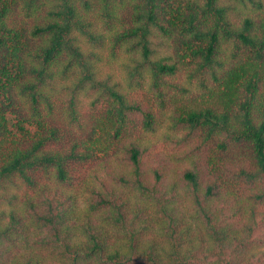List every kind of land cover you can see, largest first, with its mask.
<instances>
[{"label":"trees","instance_id":"trees-1","mask_svg":"<svg viewBox=\"0 0 264 264\" xmlns=\"http://www.w3.org/2000/svg\"><path fill=\"white\" fill-rule=\"evenodd\" d=\"M0 264H264V0H0Z\"/></svg>","mask_w":264,"mask_h":264},{"label":"rangeland","instance_id":"rangeland-1","mask_svg":"<svg viewBox=\"0 0 264 264\" xmlns=\"http://www.w3.org/2000/svg\"><path fill=\"white\" fill-rule=\"evenodd\" d=\"M144 102H147L145 99L141 98ZM149 105V104H147ZM145 135H142V137H144ZM158 134L157 135H153V134H149L147 137V140L149 142V144L155 145L158 143ZM87 173L86 171L81 169L80 174L76 175L74 183L76 186L80 187L83 185L84 181L88 179V176H86Z\"/></svg>","mask_w":264,"mask_h":264}]
</instances>
